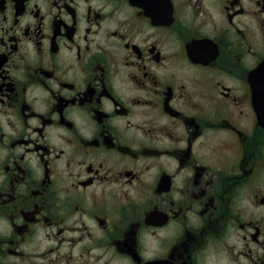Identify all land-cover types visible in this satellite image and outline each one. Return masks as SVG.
Segmentation results:
<instances>
[{"label": "flooded vegetation", "instance_id": "obj_1", "mask_svg": "<svg viewBox=\"0 0 264 264\" xmlns=\"http://www.w3.org/2000/svg\"><path fill=\"white\" fill-rule=\"evenodd\" d=\"M264 0H0V264H264Z\"/></svg>", "mask_w": 264, "mask_h": 264}, {"label": "water", "instance_id": "obj_2", "mask_svg": "<svg viewBox=\"0 0 264 264\" xmlns=\"http://www.w3.org/2000/svg\"><path fill=\"white\" fill-rule=\"evenodd\" d=\"M260 118L262 123L264 124V112H260Z\"/></svg>", "mask_w": 264, "mask_h": 264}]
</instances>
